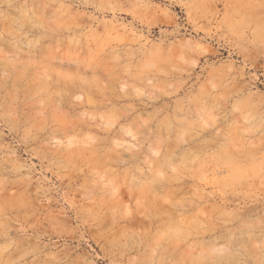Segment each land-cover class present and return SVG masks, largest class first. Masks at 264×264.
<instances>
[{
    "label": "rangeland",
    "instance_id": "1",
    "mask_svg": "<svg viewBox=\"0 0 264 264\" xmlns=\"http://www.w3.org/2000/svg\"><path fill=\"white\" fill-rule=\"evenodd\" d=\"M0 264H264V0H0Z\"/></svg>",
    "mask_w": 264,
    "mask_h": 264
}]
</instances>
